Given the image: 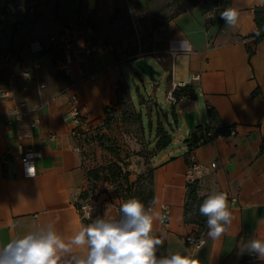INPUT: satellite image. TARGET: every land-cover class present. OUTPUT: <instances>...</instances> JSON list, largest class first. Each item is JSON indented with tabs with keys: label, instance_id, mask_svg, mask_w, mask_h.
I'll use <instances>...</instances> for the list:
<instances>
[{
	"label": "crops",
	"instance_id": "crops-1",
	"mask_svg": "<svg viewBox=\"0 0 264 264\" xmlns=\"http://www.w3.org/2000/svg\"><path fill=\"white\" fill-rule=\"evenodd\" d=\"M260 6L259 0H230L229 8L240 13L232 29L224 20L208 19L206 13L195 8L161 26L152 40L151 54L155 56L150 59L168 78L166 94L184 85H192L195 90V101L182 102L176 109V120H181L185 135H189V128L184 115L193 112V129L197 123L204 126L209 107L216 110L225 125L236 126L229 137L206 139L194 151L198 162L216 164L197 182L198 196H207L213 190L226 192L235 217L218 241L207 237V226L199 230L183 220L187 148L180 142L185 136L179 132L167 149L153 154L156 203L150 208L159 213L163 207L169 210L166 226L159 221L153 225L152 234L164 239L158 257L180 252L205 264H252L248 253L239 254V244L264 239V154L259 155L264 137V42L255 45L251 38L256 30L254 9ZM9 38L0 30V247L49 222L68 237L89 223V216L119 215V207L105 202L102 194L93 211L90 198H79L87 190L85 162L57 104L62 99L60 93H75L93 122L98 123L105 109L116 104L115 88L126 81L125 71L130 74L115 53L88 57L84 36H79L69 51L52 47L49 41L42 51L24 48L27 43L17 48ZM180 39L190 43L192 52L173 57L170 46ZM247 51L252 53L250 63ZM4 56H9V63L4 62ZM67 58L71 61L70 77L60 68ZM165 60L170 61L169 72ZM33 64H39L40 69L27 80L22 74ZM195 75L199 77L196 81ZM256 88L260 94L252 97ZM32 110L22 121L16 120V113ZM35 120L38 123L31 126ZM19 147L34 153V177H24ZM93 152L95 158L102 153L99 148ZM82 208L88 209L89 215H83ZM198 240L204 242L203 246L197 247Z\"/></svg>",
	"mask_w": 264,
	"mask_h": 264
},
{
	"label": "rangeland",
	"instance_id": "rangeland-1",
	"mask_svg": "<svg viewBox=\"0 0 264 264\" xmlns=\"http://www.w3.org/2000/svg\"><path fill=\"white\" fill-rule=\"evenodd\" d=\"M227 0H0L11 2L18 11L14 19L22 34L14 38V47L25 43L47 46L52 36L74 32L77 37L105 38L114 47V53L129 69L117 88L120 104L110 113L109 137L106 149L94 158L93 167L116 163L130 172L133 189L148 188V173L152 170L153 147L158 128L173 139L179 132L188 139L181 120L172 116L173 107L165 102L168 78L161 75L150 59L151 44L156 31L175 16L195 8L216 18L224 11ZM0 11L2 7L0 5ZM1 13V12H0ZM144 59L159 76L155 81L143 75L134 62ZM169 60H165L169 66ZM159 80H161L159 82ZM203 104H200V109ZM140 116V120L138 119ZM198 122V120L196 121ZM198 125V123H197ZM195 125V127L197 126ZM92 148V149H91ZM95 151L97 146L90 147ZM95 149V150H94ZM183 154V153H182ZM124 185L116 182L87 181L89 207H98L99 196L105 202L120 207L127 200ZM81 209V208H80ZM95 211V210H94ZM97 213V210H96Z\"/></svg>",
	"mask_w": 264,
	"mask_h": 264
},
{
	"label": "clouds",
	"instance_id": "clouds-1",
	"mask_svg": "<svg viewBox=\"0 0 264 264\" xmlns=\"http://www.w3.org/2000/svg\"><path fill=\"white\" fill-rule=\"evenodd\" d=\"M264 6V0H259ZM240 13L235 8H227L220 13V19L232 29L238 24ZM206 17L215 20L213 11ZM264 28H257L254 35L259 37ZM192 52L190 43L180 39L170 46L173 57ZM35 166L27 169L34 176ZM208 169H197L196 176L203 177ZM156 201H153L155 204ZM200 215L207 218V237L218 241L228 232L235 217L229 206L228 194L213 190L199 206ZM89 223L81 225L72 235L64 237L51 222L41 225L34 231L16 237L0 247V264H205L190 254L169 252L157 256L158 248L163 247L164 239L154 236L155 221L163 223L167 216L146 208L138 198H131L119 207L117 217H87ZM201 241V246H203ZM239 254L256 255L264 260V239L254 238L241 241ZM211 264V261L208 262Z\"/></svg>",
	"mask_w": 264,
	"mask_h": 264
},
{
	"label": "trees",
	"instance_id": "trees-1",
	"mask_svg": "<svg viewBox=\"0 0 264 264\" xmlns=\"http://www.w3.org/2000/svg\"><path fill=\"white\" fill-rule=\"evenodd\" d=\"M11 3V2H9ZM225 9L229 8L230 0H227L225 3ZM224 9V10H225ZM254 23L257 28H264V6H260L254 9ZM255 33V32H254ZM254 33L251 35V38L254 39L255 45H258L261 42H264V31L261 32V35L259 37H256ZM10 41L13 42L12 38H10ZM10 51L14 53V50L11 49ZM248 52V63H250V57L252 53L250 51ZM15 54V53H14ZM166 65V64H165ZM165 70L167 72L170 71V63L169 66H165ZM121 81L117 84L115 88V94H116V104L111 107H107L105 109V115L103 118L104 123V130L99 132L95 137L92 138L93 143H95V147L102 150H107L105 145L106 142H108L109 137V125L108 120L110 113L113 110H116L118 105L120 104V97L117 95V88L119 87V84ZM173 96L177 100V105L172 106V116L176 119V109L182 102H194L196 99L195 90L192 85H184L181 87H176L172 91ZM260 94V90L256 88L252 93V97H256ZM207 114V123L204 126H196L191 133L188 135V139L184 141V144L187 148V154L185 155V161L187 163L188 154L195 151L199 146H201L203 143L206 142V139H213L216 137H229L231 133H235V125H225L218 113L215 109L209 107L206 109ZM140 120V116H138V119ZM172 137L170 134L166 131H164L162 128H158L157 135L155 137L154 141V147L153 151L160 152L165 149L171 144ZM95 153L91 151V155ZM264 154V137H262L261 145L259 148V155ZM93 155V156H94ZM93 161L94 158L92 157V164L91 166L87 167L85 164L86 169V178L87 181L91 180L93 184H95L98 181L103 182H116L117 184L124 185V192L125 195L128 197V199L131 198H138L141 200L146 208H150V206L153 204L154 196H153V189H152V170L148 173V188L145 190L143 188H140L139 190L133 189V183L130 182V172L128 170H125L124 168L120 167L116 163H109L108 165H105L104 167L95 168L93 167ZM186 201L184 204V216L183 220L185 224H194L196 225L199 230H203L206 225L207 218L200 215L199 213V206L202 204L203 200L206 198V196L199 197L197 194V182L192 184H187L186 186ZM81 200H86L90 198L89 191L85 190L81 193L80 197Z\"/></svg>",
	"mask_w": 264,
	"mask_h": 264
},
{
	"label": "built area",
	"instance_id": "built-area-1",
	"mask_svg": "<svg viewBox=\"0 0 264 264\" xmlns=\"http://www.w3.org/2000/svg\"><path fill=\"white\" fill-rule=\"evenodd\" d=\"M2 7V11H0V30L4 31L6 34L12 38H14L18 34H22V29L20 24L17 23V19L15 20L14 17L18 14L17 8L9 2H5L0 4ZM16 34V35H15ZM9 38V39H10ZM78 37L74 32H69L67 34L61 36H52L48 39L50 45L52 47H61L66 51H69L77 41ZM84 43H85V54L94 59L100 54L105 53H114L113 45L107 41L105 38H92V37H85L84 36ZM24 48H34L37 51L44 50L43 46L39 43H32V44H25ZM4 62L9 63L10 58L9 56L3 57ZM61 70L64 74L68 77L71 76V61L69 58L65 60V62L61 65ZM40 69L39 64H33L32 69L30 71H24L22 76L25 79H30L34 72H37ZM199 77L197 75L193 76V80H198ZM11 86V84H8ZM44 88L43 85L40 86ZM181 87V86H180ZM7 93V92H6ZM0 94L2 92L0 91ZM62 99L57 104L59 109L63 110L64 119L70 125V134L72 138L76 142V149L78 152H81L83 155V161L85 162L86 166L89 167L92 164V157H91V149L90 147H94L95 143H93L92 138L95 137L99 132L104 130V123L101 120L98 123H94L91 118V113L87 111L81 104L77 94L71 93L69 91H64L60 93ZM165 102L171 104L172 106L177 105V100L173 96L172 92H169L165 96ZM32 111H27L23 114L16 113V120L22 121L23 116L30 115ZM38 121H33L31 126L37 124ZM18 160L21 163L23 175L26 178H31L35 176V168H34V176H29L27 173V169L30 166H35L34 164V153L31 150H24L21 147L18 148ZM208 169L207 174L203 177L208 175L212 170L216 168L215 163H211L210 165H205L196 159L194 155V151L188 154L187 158V170H186V181L187 184H192L195 182H199L203 177L196 176L197 169ZM83 215H89V210L82 208ZM161 214L167 216V219L161 223L163 226L168 224L169 220V210L167 207H163ZM201 245V240H198L197 247ZM250 261L252 264H264V260H260L257 258L256 255H249Z\"/></svg>",
	"mask_w": 264,
	"mask_h": 264
},
{
	"label": "water",
	"instance_id": "water-1",
	"mask_svg": "<svg viewBox=\"0 0 264 264\" xmlns=\"http://www.w3.org/2000/svg\"><path fill=\"white\" fill-rule=\"evenodd\" d=\"M135 67L150 80L155 81L154 76H159L160 72L156 71L149 63L144 59H140L134 62ZM184 121L189 128V133L193 130L194 114L193 112H188L184 115Z\"/></svg>",
	"mask_w": 264,
	"mask_h": 264
}]
</instances>
